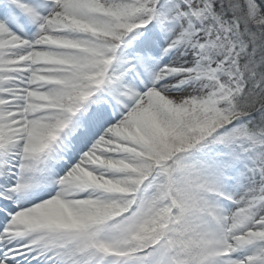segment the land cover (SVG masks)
Returning a JSON list of instances; mask_svg holds the SVG:
<instances>
[{"label":"snow or ice","instance_id":"1","mask_svg":"<svg viewBox=\"0 0 264 264\" xmlns=\"http://www.w3.org/2000/svg\"><path fill=\"white\" fill-rule=\"evenodd\" d=\"M0 264H264V0H0Z\"/></svg>","mask_w":264,"mask_h":264}]
</instances>
